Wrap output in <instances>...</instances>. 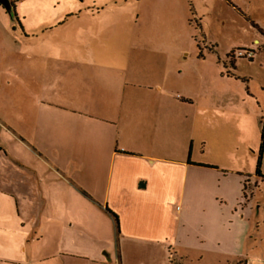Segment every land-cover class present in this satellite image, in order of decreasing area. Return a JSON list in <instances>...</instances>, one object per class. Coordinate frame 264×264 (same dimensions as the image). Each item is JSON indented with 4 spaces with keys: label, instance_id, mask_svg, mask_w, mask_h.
I'll return each mask as SVG.
<instances>
[{
    "label": "crops",
    "instance_id": "obj_1",
    "mask_svg": "<svg viewBox=\"0 0 264 264\" xmlns=\"http://www.w3.org/2000/svg\"><path fill=\"white\" fill-rule=\"evenodd\" d=\"M84 64L78 76L48 81L33 77L45 66L34 67L21 99L5 98L0 264H186L188 253L199 264H264V256H248L255 239L244 220L248 204L240 203L243 182L254 177L209 160L205 136L189 142L187 156L173 155L174 112L179 122L212 131L225 124L224 110L174 97L165 66ZM62 80L70 93L57 91ZM78 86L84 92L72 93ZM99 195L110 219L104 240L91 244L81 234L89 225L77 231L82 223L71 216L77 200L91 204ZM40 244L41 252L33 247Z\"/></svg>",
    "mask_w": 264,
    "mask_h": 264
},
{
    "label": "rangeland",
    "instance_id": "obj_2",
    "mask_svg": "<svg viewBox=\"0 0 264 264\" xmlns=\"http://www.w3.org/2000/svg\"><path fill=\"white\" fill-rule=\"evenodd\" d=\"M9 2L7 9L0 5V112L5 111L6 97L18 94L19 100L20 93L31 88L27 79L37 66L45 69L33 77L44 81L78 76L79 68L93 60L129 59L154 65L155 70L170 68L174 97L189 94L199 108L221 107L220 118L225 120L210 131L179 122L174 112L173 155L187 156L189 142L196 145L205 136L209 160L254 177L247 180L248 197L242 194L240 203L248 204L243 215L255 239L256 248L248 256H264V154L263 178L255 177L264 120V0ZM61 82L57 91L70 93L71 85ZM83 92L84 87L78 86L72 93ZM97 198L91 204L85 196L77 200L71 216L76 224L82 223L77 231L89 225L81 234L91 244L104 240L100 234L108 230L110 219L101 196ZM196 211L193 219L197 223L201 213L197 217ZM33 247L41 252L45 245ZM188 255L186 264H199L194 253ZM206 264L217 263L208 260Z\"/></svg>",
    "mask_w": 264,
    "mask_h": 264
},
{
    "label": "trees",
    "instance_id": "obj_3",
    "mask_svg": "<svg viewBox=\"0 0 264 264\" xmlns=\"http://www.w3.org/2000/svg\"><path fill=\"white\" fill-rule=\"evenodd\" d=\"M12 6V9L14 10V4H11ZM16 16V15H15ZM264 34V33H263ZM190 152H191V147L189 149V155H190ZM264 154V120L262 122V127H261V134H260V144H259V149H258V156H257V162H256V168H255V176L257 178H260L262 179L263 176L261 174V171H260V166H261V159H262V155ZM198 166H203V167H208V168H212V169H217L216 166H213V165H202V164H198ZM247 183V180H245L243 182V191H242V194H243V198L244 199H247V195H246V187H245V184ZM251 196V195H250ZM109 213H111L110 211H108ZM112 216L114 217L116 223H117V217L116 215H114L113 213H111Z\"/></svg>",
    "mask_w": 264,
    "mask_h": 264
},
{
    "label": "water",
    "instance_id": "obj_4",
    "mask_svg": "<svg viewBox=\"0 0 264 264\" xmlns=\"http://www.w3.org/2000/svg\"><path fill=\"white\" fill-rule=\"evenodd\" d=\"M9 3H10L9 0H0V5L3 6L5 9L8 8Z\"/></svg>",
    "mask_w": 264,
    "mask_h": 264
}]
</instances>
